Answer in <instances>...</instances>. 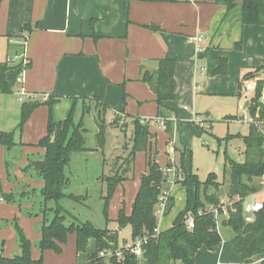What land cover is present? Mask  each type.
I'll return each instance as SVG.
<instances>
[{
    "label": "crops",
    "instance_id": "obj_1",
    "mask_svg": "<svg viewBox=\"0 0 264 264\" xmlns=\"http://www.w3.org/2000/svg\"><path fill=\"white\" fill-rule=\"evenodd\" d=\"M241 2L235 0V6L227 10L225 0H0V65L15 66L22 61L29 64L21 73V83L13 86L16 89L0 94V132H7L8 122H19L22 102L18 91L22 89L35 95V99L58 97L52 107L59 112L63 110L64 115L71 109V97H96L119 119V125L131 120L125 118L128 115L147 124L154 121L156 127L169 126L173 135L188 136L193 125L188 111L197 108L210 111L206 100L228 93L239 98L243 92L252 99L254 92L244 91L245 81L255 84L264 80V26L242 25ZM161 59L174 61L176 98L164 107L157 105L155 94L140 76L156 71ZM250 73L254 78L245 80ZM246 103L249 105V100L244 103L247 109ZM45 108L41 105L31 113L25 129L36 120H43ZM202 115L206 119L210 114ZM160 119L165 124L158 123ZM31 144L21 142L9 150L0 146V185L4 192L14 193L19 187L37 190L42 187L38 170L31 162L43 161L44 149ZM17 147L32 153L15 164L11 162V151ZM181 152L183 149L172 151L174 164ZM184 159L186 165L185 153ZM106 177L102 179L105 189ZM165 177L163 188L167 190L169 175ZM21 205L25 213L30 210L29 202ZM21 212L0 198V241L6 233L11 249L6 258L20 250L13 246L11 228L3 227L15 214L23 225L26 217ZM34 221V232L25 230V233L39 241L42 217L35 216ZM157 230H165H160L159 222ZM109 231L112 242H107V250H112L114 237ZM71 239L74 252L70 258L58 254L55 258L60 264H78L75 255L85 253H76L74 234ZM89 244L95 246V241L89 240L87 247ZM46 252L51 251L40 254L44 257ZM213 255L200 249L195 264H217ZM37 256L36 251L31 252L33 259ZM205 258L208 259L204 263ZM86 261L87 258L81 264Z\"/></svg>",
    "mask_w": 264,
    "mask_h": 264
},
{
    "label": "trees",
    "instance_id": "obj_2",
    "mask_svg": "<svg viewBox=\"0 0 264 264\" xmlns=\"http://www.w3.org/2000/svg\"><path fill=\"white\" fill-rule=\"evenodd\" d=\"M225 6L227 10H230L235 6V0H225ZM239 19L243 26H264V0H242ZM26 28L30 31L28 27ZM237 46H240V43ZM28 67V63L25 66L21 63L15 66H8L7 63L1 64L0 94L10 93L16 84L17 77ZM140 76L141 81L155 94V101L159 107H164L166 102L175 100L173 60L161 59L156 71L144 72ZM252 78L254 75L251 73L245 76V80ZM263 87L264 80L255 82L253 97L247 106L251 115H254L258 110L261 119H264ZM121 89L123 91V87ZM125 97L126 95L123 93L124 102ZM71 98L73 103L67 118L58 123H52L49 119L46 135L36 144L37 147L44 149V168L37 171L43 185L39 190L31 189V194L37 193L41 197L43 205L53 204L50 209L52 218L49 222L43 213L37 248L41 253L45 250H51L60 254L68 236L74 234L76 253L85 252L89 240L95 241V252L88 255L84 264H104V258L99 257V253L108 248L107 242H112L110 231L107 228H97L89 221H79L62 206L61 201L70 199L74 203L78 202L77 197L65 194V190L70 184L66 169L69 167L72 153L87 150L85 147L86 130L83 126L84 113L76 120V104L79 100L83 101L82 104L85 101L94 102L96 107H101L102 115H105L109 107L101 103L96 97ZM57 100L58 97L47 96L46 99L28 98L21 101L18 130L22 131L26 121L37 107L41 105L51 107ZM125 118L131 119L130 123L133 128L130 138V152L124 161L125 168L122 174L105 179L106 193L102 198V214L106 222L108 221V201L116 186L124 180H130L129 176L132 173L135 152H146L149 145L147 122L128 115ZM226 118L236 119L232 116ZM101 121V125H97L98 133L96 134L99 148L103 146L107 126L103 125L105 121L102 117ZM118 121L119 119L115 117L109 125L117 127ZM127 125L128 123L125 121L122 127ZM231 138L233 136L227 135L224 139L229 140ZM241 139L244 145V160L236 162L228 159L230 168L226 207L228 215L227 218H222L221 225L229 227L234 233L230 240L234 253L242 262L252 264L255 260L264 257V198L263 207L256 213L252 223L244 221L242 202L244 198L257 193L259 187L255 181L264 174V128L261 132L250 125L247 135L242 136ZM16 144L12 133L0 132V146L9 150ZM149 164V173L140 179L130 214L126 215L123 209H119L115 219L120 229L130 227L132 241L136 238L146 237V242L142 244V257L136 259L133 255L123 252V256L119 260L108 259L109 264H172L175 262L195 264V256L200 249L209 252L217 251L221 244V237L214 216L208 211L209 207L219 208L222 204L217 196L222 183L217 181L215 174L211 173L205 181H200L195 174L186 169L184 152H181L178 168L176 167L174 184H180L184 189L185 207L176 216L169 228L155 234L154 230L157 229L158 225L155 207H157L159 196L165 190L163 185L166 182V177L158 165ZM28 167L32 168L30 165ZM0 198L7 204H17L19 208L21 206L16 195L3 192L1 186ZM237 198L238 200H236ZM167 200L168 203H172L171 198L168 197ZM26 215L28 217L38 216L29 211ZM188 216L193 217L191 230H188L185 224ZM16 222L17 220L14 218L16 243L20 253L12 258L3 257L0 253V264H43L42 256L38 259L31 257L32 244ZM260 264H264V262H260Z\"/></svg>",
    "mask_w": 264,
    "mask_h": 264
},
{
    "label": "rangeland",
    "instance_id": "obj_3",
    "mask_svg": "<svg viewBox=\"0 0 264 264\" xmlns=\"http://www.w3.org/2000/svg\"><path fill=\"white\" fill-rule=\"evenodd\" d=\"M15 89L16 87L13 88V90ZM241 93L239 98L235 95H229L228 93L225 96H215L208 98V100L205 99L210 104L205 102V105L209 106L210 111H200L198 108L188 111V114H196V117H199L203 122L202 127L198 126V123L191 124L190 134L188 136L182 133L173 135L169 126L166 127V129L163 127H156L154 121H150L147 124L149 132L148 149L146 152H135L133 156V171L129 176L130 180L118 184L108 201L107 222L104 220L102 214L103 201L101 197H104L106 193L105 183L104 180L102 183V179H104L105 176L116 177V175L122 174L124 170V161L130 152V138L133 128L130 120L126 121L128 123L126 127H122L124 121L120 123V125L118 121L117 127L109 125L114 119L112 111H106L105 115H102L101 107H96L94 102L85 101L82 104L83 101L79 100L77 103L79 108H76V120L84 113L83 126L86 130L85 147L87 151L73 153L69 163L70 167L66 169L70 184L65 190V194L77 197L79 200L77 203H74L70 199H67V201L62 200V206L81 222L89 221L97 228H107L111 230L114 237V243L111 245L112 248L120 249L124 244L132 243L130 227L127 226L119 231L118 224L114 218L117 216L119 209H123L126 215L130 214V207L138 191L140 179L143 175L149 173V163L158 165L163 171L165 167L168 165L170 166L172 151L175 148L179 150L183 149V152L185 149L186 169L195 174L200 181H205L207 176L211 173L215 174L217 181L222 183L217 196L221 203L226 202L230 175L228 159L236 162H242L244 160V145L241 137L246 136L248 133L249 124L247 120L251 116L250 112L244 107V103L247 100L251 101V98L249 96L245 97V94L243 92ZM44 106L46 107V114L43 120L41 119L40 122L36 120L32 126L26 129L24 125L22 131L18 130V121L17 123L13 121L11 124L8 122L7 126L9 127L7 132L12 133V137L17 144L23 142L36 145L38 141L46 135L49 119H51L52 123H58L65 120L69 114V110L64 115L63 110L59 112V110H56L52 106ZM205 112L210 114L206 119L204 115H202V113L204 114ZM227 116H232L236 119H227ZM101 117L105 121L103 125L107 126L105 129L103 146L99 148L96 134L98 133L97 125H101L100 123H102ZM160 120L165 124L162 119ZM227 135L233 136V138L229 140L224 139ZM126 148L128 149L126 150ZM28 149L31 148L29 147ZM30 153L32 152H24L18 147L14 148L11 151V162L14 161V163H18L20 159L22 160L23 157L25 158L26 155ZM180 154L181 153H179L178 158L175 159V164H172L175 165V168H178L177 162L179 161ZM169 181L170 182L166 184V188L168 190V196H170L172 200V207L168 213L164 212L162 216L158 215L157 220L160 230L169 228L176 216L183 211L185 207L183 188L180 184L173 183L171 175H169ZM255 182L259 187L257 198L262 199L264 198V182L261 183L259 179ZM31 189L33 188L29 186L19 187L17 191L13 192L18 193L16 195L18 201L21 203L29 202L31 204L30 210H28L29 212L41 216L42 219L43 213H45L46 219L49 222L52 218V211L50 209L53 207V204L47 203L43 205L41 197L37 193L31 194ZM21 194L23 195L22 197ZM9 205L19 208L17 204ZM19 209L26 218L22 220L23 225H21L18 216L15 214L16 223L22 231L24 230L23 233L25 237L29 239L32 244L31 252L34 253L36 251L38 253L36 259L42 256V258L45 257V264H60L58 259L55 258L58 254L53 251L49 250L51 251L49 253H47V251L44 257L40 254L37 248L38 241L34 239V237H32V239L29 238L25 233L26 231L34 232V228L36 229V227H34L36 225L35 221L32 222L35 217H27L24 209H22V205ZM155 212L159 213L158 206L155 207ZM13 219L8 221V224L4 221L6 223L3 228H11L14 235L13 246L19 249L16 243L17 236ZM111 219L113 220L111 221ZM221 220L222 218L219 217L217 226L218 233L221 237L219 250L215 253L205 251L211 255L214 254L213 257H215V263L218 261L217 264H242L231 247L230 240L234 233L229 227L222 226ZM3 235L4 237H2L3 239L0 241V253L5 257L6 254L10 253L11 249L9 247V236L6 233H3ZM72 237L73 235L68 236L60 253L61 255H67L69 258L74 252ZM94 251V244H89L85 253L74 254L77 263H83L87 258V254L91 255ZM18 254L19 253H13L11 256L14 257ZM208 258H205L203 262L205 263ZM260 260L261 258L258 261ZM107 261L108 258H104V264H109ZM199 262L198 257V263ZM255 262H257V260ZM172 264L182 263L175 262Z\"/></svg>",
    "mask_w": 264,
    "mask_h": 264
},
{
    "label": "built area",
    "instance_id": "obj_4",
    "mask_svg": "<svg viewBox=\"0 0 264 264\" xmlns=\"http://www.w3.org/2000/svg\"><path fill=\"white\" fill-rule=\"evenodd\" d=\"M197 41H200V39L198 38ZM23 62L24 61L21 62V65L25 66L27 62H24V63ZM16 82L18 84L21 83V74L17 77ZM254 89H255V84L253 83V81H245V84H244L245 92H254ZM18 97L20 101H23L28 98H34L35 95H32V94L28 95L24 90L21 89L18 91ZM46 98L47 96H43V99H46ZM190 119L192 123L194 124L198 123V126L202 127L203 122L200 120L199 117H196V114L193 113ZM157 122L160 124H163L161 120H158ZM247 123L249 124V126L251 125L257 128L259 131L263 132L264 119L260 118L258 110L255 112L254 115L250 116V118L247 120ZM172 164H174L173 159H171L170 166L168 165L164 172L166 175H171L172 181L174 183L176 168H175V165H172ZM259 181L261 183L264 182V174L259 178ZM257 196H258V193H255L243 199V202H242L243 218L246 223H252L254 221L256 213L260 211L263 207V198L260 199V198H257ZM167 199H168V191L164 190L159 196V201L157 204L159 208V213L157 214V216L158 215L162 216L163 213L166 211V205L168 203ZM236 200H238V198ZM226 207H227V201L222 202L219 208H215L213 206L208 208V211L213 214L217 225L219 223L218 222L219 217L227 218L228 212H227ZM185 224H186L187 229L191 230L193 228V217L188 216ZM158 232L159 231L157 229L154 230L155 234H158ZM145 242H146V237L136 238L134 241H132V243L124 244L123 247H121L120 249L102 250L99 253V257L119 260L122 258L123 252H126V253L133 255L136 259H141L142 253H143L142 244H144ZM260 262H264V257H262L261 260L258 261V263ZM242 264H245V263H242Z\"/></svg>",
    "mask_w": 264,
    "mask_h": 264
},
{
    "label": "water",
    "instance_id": "obj_5",
    "mask_svg": "<svg viewBox=\"0 0 264 264\" xmlns=\"http://www.w3.org/2000/svg\"><path fill=\"white\" fill-rule=\"evenodd\" d=\"M246 105H248V103H246ZM31 166L37 170H43L44 161H32ZM171 207H172V203L171 202L167 203L165 212L168 213L170 211Z\"/></svg>",
    "mask_w": 264,
    "mask_h": 264
}]
</instances>
